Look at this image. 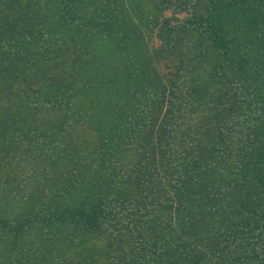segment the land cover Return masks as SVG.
I'll return each mask as SVG.
<instances>
[{"label": "trees", "instance_id": "obj_1", "mask_svg": "<svg viewBox=\"0 0 264 264\" xmlns=\"http://www.w3.org/2000/svg\"><path fill=\"white\" fill-rule=\"evenodd\" d=\"M0 264H264V0H0Z\"/></svg>", "mask_w": 264, "mask_h": 264}, {"label": "rangeland", "instance_id": "obj_2", "mask_svg": "<svg viewBox=\"0 0 264 264\" xmlns=\"http://www.w3.org/2000/svg\"><path fill=\"white\" fill-rule=\"evenodd\" d=\"M166 14H167V15H170V14H169V12H167ZM182 16H183V15H182V14H180V15H179V18H181ZM148 45H149L150 47H151V46H153V43H152V41H150V42L148 43ZM160 65H161V64H159V67H160V68H162V66H160ZM44 66H47V64H46V65H44ZM164 67H165V66H164ZM162 69H164V68H162ZM165 71H166V70H165Z\"/></svg>", "mask_w": 264, "mask_h": 264}]
</instances>
